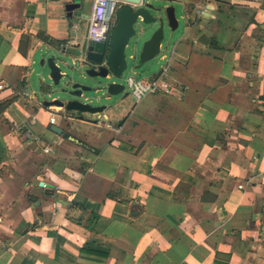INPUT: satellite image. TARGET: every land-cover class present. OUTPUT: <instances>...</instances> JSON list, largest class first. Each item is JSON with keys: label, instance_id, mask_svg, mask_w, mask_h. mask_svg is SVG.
Returning <instances> with one entry per match:
<instances>
[{"label": "crops", "instance_id": "1", "mask_svg": "<svg viewBox=\"0 0 264 264\" xmlns=\"http://www.w3.org/2000/svg\"><path fill=\"white\" fill-rule=\"evenodd\" d=\"M75 1L0 0V264H264V0L185 3L144 79L173 93L117 123L34 98L40 55L88 41Z\"/></svg>", "mask_w": 264, "mask_h": 264}, {"label": "water", "instance_id": "2", "mask_svg": "<svg viewBox=\"0 0 264 264\" xmlns=\"http://www.w3.org/2000/svg\"><path fill=\"white\" fill-rule=\"evenodd\" d=\"M123 1L133 2L139 6L136 8L124 6L118 11L109 44L87 41L79 44L73 52L63 53L61 56H49L41 60V70L38 71V75L44 76L45 81H51L44 88L45 95L52 97L53 94L58 93L56 100L44 101L45 106L62 107L81 119L105 112L108 105H92L90 103L91 99L97 101L102 99L101 96L94 97L92 93L97 94L105 91L106 94L103 99L111 100L112 97L122 95L126 86L112 81L94 88L84 84L80 79L91 77L110 80L122 77L129 67L126 49L131 39L145 35L148 28H152L157 24H159V28L143 44L139 64L136 68L140 69L144 64L161 54L162 42L165 39L164 19L155 15L161 9L147 0L144 3H142V0ZM81 6L80 0L67 4V15L72 18L74 11L81 8ZM212 7L210 6V8ZM166 17L170 28L173 31L177 30L179 22L174 7L169 6L166 8ZM137 25H140V31L137 30ZM198 42L209 45L211 39L207 34H202ZM82 55H84L83 60L80 58ZM130 58L135 59V56ZM86 64L89 67L84 68ZM54 86L59 88L55 90L53 89ZM52 130L57 133L62 132L56 126H53ZM44 185V183H41V186Z\"/></svg>", "mask_w": 264, "mask_h": 264}, {"label": "rangeland", "instance_id": "3", "mask_svg": "<svg viewBox=\"0 0 264 264\" xmlns=\"http://www.w3.org/2000/svg\"><path fill=\"white\" fill-rule=\"evenodd\" d=\"M82 2V8L76 11V14H80L82 16V20L84 24H89V21L91 19V13H92V4L93 0H80ZM148 2L154 4L157 8L161 9L159 13H155L158 17H163L164 19V27H165V39L162 42V52L160 55L152 59L151 61L144 64L140 69L136 68V66L139 64V56L141 54L143 44L146 40H148L153 32H155L159 28V24L156 26H153L152 28H148L147 32L143 36H137L135 38H132L127 49H126V56L128 58L129 67L124 72L123 76L120 78H112V79H102V78H91L87 77L85 79H80L84 84L91 86V87H99L105 82H119L126 86L125 92L122 95L112 97L111 100L103 99V96H105L106 92H100L97 94L92 93L94 97L101 96V101H97L95 99H91L90 103L92 105H108L107 111L111 110L114 112V115L104 114L101 116V121L105 123L109 122H119V114H123V112L129 110H133L136 102V100L131 95H126L128 93L127 88V78L129 75L135 74L137 77L141 79H145L150 74L159 71L162 69L166 64V60H162L161 57L163 53H168L171 51L173 44L177 41V39L180 37V35L185 30V20L181 18L182 15H184V5L187 3L190 7L196 5H203L206 7L208 4H215L218 2V0H147ZM169 6H173L176 9V16L179 21V27L177 30L173 31L168 23L167 17H166V8ZM192 8V9H193ZM218 13L220 16H225L227 14L225 10V6L220 5V10H218ZM229 14V13H228ZM236 14L242 15L241 12H237ZM140 25H137L136 28L138 31H140ZM41 59L37 60L36 64V70H41V60L43 58H47L48 54L42 53ZM131 56H135V59H131ZM84 68L89 67L88 64L84 65ZM40 77L34 76L33 81L35 85L33 86L34 91V98L36 100L40 101H51V97H48L45 95V91L42 90L41 85L39 83ZM51 81L46 80V85L50 84ZM59 87L54 86L53 89H58ZM32 93V91H31ZM58 96V93H55L52 95V97Z\"/></svg>", "mask_w": 264, "mask_h": 264}, {"label": "built area", "instance_id": "4", "mask_svg": "<svg viewBox=\"0 0 264 264\" xmlns=\"http://www.w3.org/2000/svg\"><path fill=\"white\" fill-rule=\"evenodd\" d=\"M145 1L142 0V3ZM124 6L136 8L139 5L123 0H93L91 19L88 24V41L107 44L111 40L117 13ZM126 82L128 93L136 102H141L151 95H170L173 93V87L168 80L166 69L159 77L151 80H144L132 74L128 76ZM54 122L55 116H52L51 123L54 124ZM26 136L31 137L30 134H26ZM50 151L47 149V152Z\"/></svg>", "mask_w": 264, "mask_h": 264}, {"label": "flooded vegetation", "instance_id": "5", "mask_svg": "<svg viewBox=\"0 0 264 264\" xmlns=\"http://www.w3.org/2000/svg\"><path fill=\"white\" fill-rule=\"evenodd\" d=\"M111 41V40H110ZM110 41L107 43V44H109L110 43Z\"/></svg>", "mask_w": 264, "mask_h": 264}, {"label": "trees", "instance_id": "6", "mask_svg": "<svg viewBox=\"0 0 264 264\" xmlns=\"http://www.w3.org/2000/svg\"><path fill=\"white\" fill-rule=\"evenodd\" d=\"M1 109V108H0Z\"/></svg>", "mask_w": 264, "mask_h": 264}]
</instances>
